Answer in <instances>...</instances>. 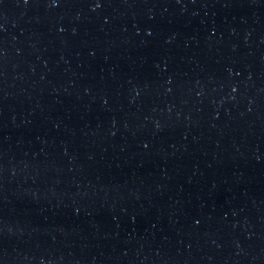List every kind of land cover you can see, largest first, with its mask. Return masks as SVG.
<instances>
[{"label":"water","instance_id":"obj_1","mask_svg":"<svg viewBox=\"0 0 264 264\" xmlns=\"http://www.w3.org/2000/svg\"><path fill=\"white\" fill-rule=\"evenodd\" d=\"M0 264H264V0H0Z\"/></svg>","mask_w":264,"mask_h":264},{"label":"snow or ice","instance_id":"obj_2","mask_svg":"<svg viewBox=\"0 0 264 264\" xmlns=\"http://www.w3.org/2000/svg\"><path fill=\"white\" fill-rule=\"evenodd\" d=\"M27 2H28V0H24V3H27ZM96 7H100V4L97 3V4H96Z\"/></svg>","mask_w":264,"mask_h":264}]
</instances>
